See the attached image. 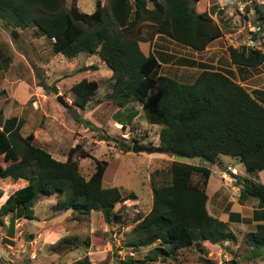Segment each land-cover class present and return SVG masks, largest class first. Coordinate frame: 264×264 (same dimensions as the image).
<instances>
[{"label": "trees", "instance_id": "16d2710c", "mask_svg": "<svg viewBox=\"0 0 264 264\" xmlns=\"http://www.w3.org/2000/svg\"><path fill=\"white\" fill-rule=\"evenodd\" d=\"M197 1L107 0L106 20L98 0L90 13L79 11L75 0H71L67 9L64 0H0V19L15 27L36 28L37 35L51 40L52 52L66 58L81 52L95 54L110 71L111 87L105 97L117 107L115 122L121 127L129 124L135 111L122 120L119 109L127 103L141 104L146 121L159 126L160 152L197 157L209 164L217 155H227L236 158L246 173L253 174L264 169V107L242 86L216 70L203 69L190 83L160 74L156 58L151 53L143 55L137 45L142 39L140 31L147 26L151 31L146 39L161 34L191 50H203L221 36V30L212 20L210 8L195 10ZM252 9L256 20L264 25V10L254 3ZM257 30H261L259 25ZM227 52L230 61L239 65L255 66L264 58V52L248 45L228 46ZM91 68L96 66L90 64L81 70ZM96 89V82L85 78L72 84L73 105L83 109ZM75 118L93 127L89 121ZM22 122L16 116L0 122V156L7 161L0 166V179L25 181L0 204V218L8 215L9 236L17 218H32L31 205L37 195H54L56 200L51 206L54 212L97 211L106 224L117 222L120 214L114 210L115 203L133 195L129 193L126 197L115 186L101 185L106 161L95 159L93 171L84 178L73 156L76 152L86 156V151L75 145L68 148L64 161L56 160L33 144L31 132L20 135ZM208 175L209 169L204 165L174 159L165 170L151 174L150 208L131 227L129 244L136 248L154 242L157 245L143 259H129V264L142 263L144 258L153 261L159 254L168 256L171 250L188 246L201 249L202 241L216 244L235 240L226 223L205 209ZM246 197L257 201L252 219L262 221L243 235L248 247L244 257L251 260L264 254V185L244 179L238 199ZM237 217L235 213L228 214L229 220L237 221ZM75 241V237H62L54 246ZM231 263L234 261L227 264Z\"/></svg>", "mask_w": 264, "mask_h": 264}, {"label": "rangeland", "instance_id": "374dc122", "mask_svg": "<svg viewBox=\"0 0 264 264\" xmlns=\"http://www.w3.org/2000/svg\"><path fill=\"white\" fill-rule=\"evenodd\" d=\"M95 1L75 0V5L79 11L90 13ZM98 1L107 20L108 2ZM70 2L64 0L65 9ZM261 2L198 0L194 8L196 11L210 8L211 18L219 26L222 37L230 34L229 39L234 35L235 39L246 41L249 36L261 34H254L255 25L264 30L252 9L254 3L263 11L264 3ZM247 23L253 30H249ZM35 29L30 25L15 27L0 19V122L10 116L21 118L20 135L31 132L33 144L59 161L65 160L68 148L78 145L87 153L80 156L76 152L73 156L84 178L93 171L95 159L105 160L101 185L115 186L121 195L128 197L131 193L133 196L115 203L114 210L120 218L106 224L97 211L88 214L70 210L54 212L51 206L56 197L37 195L31 205L32 218H17L11 236L8 215L0 218V264H129V259H143L157 242L133 247L129 244L130 229L150 208L151 174L165 170L173 159L201 165L200 159L171 156L157 150L159 126L146 121L141 104L127 103L119 109L123 120L129 112L136 113L129 124L121 127L115 122L117 107L105 97L111 87L109 69L95 54L81 52L66 58L53 53L51 40L37 35ZM150 31L149 27H143L140 37L147 38ZM261 36L264 37V32ZM172 44L174 51L182 47L176 42ZM90 64L96 68L81 70ZM81 78L95 81L97 89L85 107L78 109L72 103L70 86ZM76 116L89 121L93 127L76 120ZM104 136L106 139H101ZM126 147L129 150L125 151ZM220 159L224 164L230 162L239 174H245L239 161L224 155ZM5 160V156H0V166L7 162ZM24 183L23 179H0V204ZM241 228L235 223L229 224L236 235ZM62 237H75L76 241L55 247ZM246 253L248 247L243 239L228 244L204 242L201 249L194 246L174 249L168 256L159 254L153 261L144 258L139 264H227L229 261H234L231 264H264V254L248 260L244 257Z\"/></svg>", "mask_w": 264, "mask_h": 264}, {"label": "crops", "instance_id": "0c3cea01", "mask_svg": "<svg viewBox=\"0 0 264 264\" xmlns=\"http://www.w3.org/2000/svg\"><path fill=\"white\" fill-rule=\"evenodd\" d=\"M262 2L264 3V0ZM247 26L250 28L249 30H253L252 25L247 23ZM255 27L254 34H261L253 35V37L249 36L246 41L237 40L234 35L229 39L230 34H228L213 39L200 51L191 50L183 45L175 48L179 51H174V45L172 44L174 41L161 34H154L150 40L142 38L137 41V45L143 55L151 53L156 58L160 65L159 72L161 69L163 71L160 74L181 83H190L201 70H216L242 86L255 101L264 107V58L255 66L239 65L230 61L227 52L228 46L237 48L241 45H248L264 52V37L261 36L263 32H258L257 25ZM221 155H217L215 161L210 164L200 160L201 165L209 169L204 188L206 195L205 209L209 215L226 223L228 228L230 223L242 227L237 235L233 233L235 236L234 242L237 241L238 243L243 239L244 233L253 229L255 224L262 223L261 220L252 219L253 211L257 209V201H253L252 197H246L244 200L238 199L240 183L244 179H251L264 185V169L253 174L246 172L245 174H239L230 162L225 164L221 162ZM233 160L238 161L236 158H233ZM225 167L232 169L235 174H231ZM229 212L237 214V221L229 220ZM246 224L251 228H248ZM204 242L207 241H202L201 244L204 245ZM228 242V240L221 241L223 244H228Z\"/></svg>", "mask_w": 264, "mask_h": 264}, {"label": "built area", "instance_id": "2783aa9c", "mask_svg": "<svg viewBox=\"0 0 264 264\" xmlns=\"http://www.w3.org/2000/svg\"><path fill=\"white\" fill-rule=\"evenodd\" d=\"M251 43V41H250ZM227 170H229L231 172V174H235V172L232 171V169H230L229 167H226Z\"/></svg>", "mask_w": 264, "mask_h": 264}, {"label": "water", "instance_id": "95a60500", "mask_svg": "<svg viewBox=\"0 0 264 264\" xmlns=\"http://www.w3.org/2000/svg\"><path fill=\"white\" fill-rule=\"evenodd\" d=\"M59 101V100H58Z\"/></svg>", "mask_w": 264, "mask_h": 264}]
</instances>
